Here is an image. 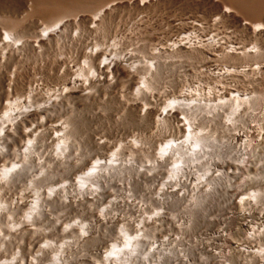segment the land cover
Wrapping results in <instances>:
<instances>
[{
	"label": "rangeland",
	"instance_id": "obj_1",
	"mask_svg": "<svg viewBox=\"0 0 264 264\" xmlns=\"http://www.w3.org/2000/svg\"><path fill=\"white\" fill-rule=\"evenodd\" d=\"M104 5L110 9L92 24L91 18ZM46 6L52 8L45 9ZM224 6L230 7L235 14H224ZM214 18L219 20L214 23ZM247 19L264 22V0H149L145 4L141 0H0V35L12 31L25 42L19 49L8 50L4 57L0 48V114L7 102L23 97L31 85L37 84L39 89L37 104L46 101L47 94L53 97L66 79L73 77L86 62L95 66L113 53L119 57L128 56V67L136 66L133 84L126 74L109 71L101 76L106 79L109 75L114 77L111 86L104 82L89 85L83 96L65 98L55 112L50 111L53 115H50L51 122L37 128L42 131L38 130L39 144L29 166L23 160L20 147L26 138H16L12 142L9 137L4 140L7 154L0 156V168L14 163H26L31 168L16 184L6 185L4 190L3 200L7 201L5 204L10 210H6L0 220V262L57 264L53 257L58 252L56 249L64 244L67 264H104V251L122 241V222L153 216L159 208L156 195L168 173L164 170L163 173L138 176L136 168L147 166L165 141L178 140L187 134L177 127L179 111L175 113L176 117L165 119H160L158 113L172 98H181L182 92L189 90L184 97L194 99V103L200 105L195 109L197 120L193 131L210 139L211 156L216 158H212V168L215 167L214 174L218 173L222 182L219 178L218 185L209 194H206L204 184L195 191L197 194L192 195L191 182L195 183L196 178L205 172L206 165L204 159L191 164L192 176L184 187L189 189L187 196L181 199L180 196L178 199L170 197V203L164 208V217L144 227L146 235L141 249L148 251L155 241L166 240L165 247L171 249L159 264H263L264 257L241 254L239 249L244 246L254 251L264 249V232L256 238L249 235L251 227L257 226L261 230L264 226V68L260 73L247 70L245 74L226 75L223 72L226 68L253 67L254 63L226 57L228 42L214 46L205 40L209 36L219 38V41L227 38L228 45L248 48L254 40L241 27V22ZM59 21L66 23L62 33L49 40L36 41L43 28L52 27ZM186 35L195 36L197 41L182 48L178 41ZM198 38L202 41L199 42ZM174 44L176 47L173 48ZM258 44L262 51L259 62L264 65V36ZM94 49L102 52L91 61L89 53ZM152 60L159 64L155 77L151 76L154 97L150 94L138 97L134 92L137 82L142 76L150 77L148 63L154 62ZM60 61L72 65V71L62 72ZM217 70V74L213 73ZM156 88L163 92L162 96H157ZM217 88L222 91L218 96L212 91ZM51 89L56 90L50 93ZM236 96L249 99L241 104L235 121L230 122L226 117L230 116V106L235 103ZM216 104L221 108H211ZM145 106L154 112L147 114ZM40 118L41 115L32 117L30 124L40 122ZM52 123L66 126L72 135L69 160L73 164L67 169L50 159L55 141L50 142L45 132ZM237 130L244 131L243 141L242 138L233 139ZM240 149L244 150L243 154ZM113 152L123 163L130 161L136 167L115 174L113 178L108 177L104 192L97 198H73L68 204L59 200L46 203V213L33 220L28 226L32 228L30 232L14 230L25 219L28 209V205L16 204L20 198L35 191L46 196L50 187L74 181L94 160L107 159ZM242 158L247 159L248 166H241ZM203 191L206 195L202 194ZM251 192L260 195L258 202L251 207L249 216H242L239 198ZM127 195H131L134 202L141 200L144 206L138 208V203L136 206L128 204ZM26 199L30 200L32 196ZM104 207L108 208L106 217L109 219L102 222L98 216ZM116 213L125 219H111ZM83 224L91 226L86 236H82ZM31 230L36 231L32 233ZM33 241L34 245L31 244ZM39 246L47 247L45 252H40ZM156 255L151 256L152 261L143 262L139 258L135 264H155ZM15 256L18 259L12 261ZM21 256L26 260L20 261ZM31 258L34 262L30 261Z\"/></svg>",
	"mask_w": 264,
	"mask_h": 264
},
{
	"label": "bare ground",
	"instance_id": "obj_2",
	"mask_svg": "<svg viewBox=\"0 0 264 264\" xmlns=\"http://www.w3.org/2000/svg\"><path fill=\"white\" fill-rule=\"evenodd\" d=\"M147 1H149V0H141V3L145 4V3H147ZM225 1H227V0H225ZM51 8H52L51 6L45 7V9H51ZM225 8L226 9L223 10L224 14H227V15H234L235 14L232 12L233 10H231L230 7H225ZM109 9L110 8L105 7V5L103 8L99 9L98 12L91 18L92 24L97 22L103 15H105V12H107V10H109ZM217 20H219V19L214 18V20H213L214 23ZM65 26H66L65 22L59 21L55 25H53L52 27L43 28L41 30L40 34L38 35V38L36 41L41 42L43 40L51 39L52 37L62 33ZM241 27L254 40V44L248 48H245L242 45L241 46H239V45H228V43H230V41L227 38L224 39L225 41L224 40L219 41V38L215 39L214 36H209L205 39L206 42L211 43L214 46H221V44L224 45V43L228 42L226 47H228L229 49L227 50L226 57H228V58L231 57V59L233 58L234 60H238L239 62H243V61H249L250 62V61H252L254 63V64H252V65H254L253 67H251L249 65L251 68L248 65L245 67H242L241 69H236V68L228 69V68H226L223 70L224 73H227L226 75H228V73H236V75L237 74H239V75L245 74L247 72V70H252L256 73H260L263 71V68H264V65H261L259 62V60L262 56V51H261L260 46L258 44V43L262 42V38L264 36V22L263 21H257V20L253 21V20L247 19V20H244L241 22ZM181 39H183V40L178 41V43H179L178 46L180 45L182 48H188V46H186V44L191 45L192 43H194L193 41H195V40L197 41V39H195V36H192V35H186ZM198 41L201 42L202 40H199V38H198ZM24 44H25V42L20 37H17L14 34V32L12 33V31H10V32L5 31V33L0 35V48L3 49V53H2L3 57L6 56L7 52H9L8 50L19 49V48L23 47ZM174 46H175V44L172 45L173 48H174ZM226 47H223V48H226ZM214 48H216V47H214ZM107 51H109L108 54H110V50H107ZM101 52H102L101 50L94 49L92 52L89 53V57L91 58L90 60L92 61L93 59L98 57ZM106 52L104 54H106ZM124 56L119 57V56H116L112 53L108 57L105 56V59L100 61L99 63H97L95 66L91 65L92 64L91 61H90L91 62L90 64H88L86 62L85 64L82 65V67L77 69V72L75 71V74L73 77L66 79L64 86L58 92H54L53 97H50V95L47 94V96H49L47 99V96L45 95L47 100L44 101L43 103L37 104L38 102L36 101L37 95H38V90H39L37 84H35L34 86H32L30 84L31 86H29L28 92L23 97H21L20 99L18 98V99H14L13 101L7 102L5 104V110L0 114V156L7 154V150L5 148L6 146L4 144V140H6L8 137H9L11 142L13 140H15L16 138H20V139L26 138V141L24 143H21V145H20V147H22L21 153L24 156L23 160H26L27 161V162L25 161L26 163H28L30 160H33L32 158L34 157L35 150L37 148V144H39V142L37 143V140L40 137L38 130H41V129H37V128L40 125H44L47 122H51V120H50V115H52L51 112H53L54 109L58 108L59 104H61V102L65 98H74V97L83 96L82 94H83V91L85 90V88L89 85H92V84H96V83L102 84L103 82L106 83L107 85H110V86L113 84V80H114L113 78L114 77L112 78L109 75V78L106 79V78L102 77L101 75H105L109 71L114 73V74H126L130 78L131 84H133L134 83V72L136 71V69H135L136 66L134 64H132L130 67H128V65L126 64V62H127L126 57H128V56H126V57H124ZM152 61H154V60H152ZM60 63L63 66V69H61V70H63L62 72L70 73L72 71V65L65 64L63 61H60ZM148 64H149V66H148L149 71L148 72H150L151 75H149L148 72L146 74L150 76L149 78L151 80V76L155 75L156 70H158L157 67L159 64H158V61H157V63L154 61V62H150ZM86 71H88L89 73ZM213 73L217 74L218 70H217V72H213ZM221 74H223V73H221ZM144 76H146V75H144ZM250 76H252V75H250ZM117 78H118V76H117ZM149 78L143 77V76L140 77L139 82H137L136 88L134 90L136 96L139 97V96H146V94H148V95L150 94L151 96L154 97V95L152 93V91L155 90V89L152 90V88L154 87V86H152L153 80L149 81ZM0 84H2V81H0ZM98 86H96V87H98ZM156 89L157 90L155 91V93L157 94V96H160L163 92L161 90H159L158 88H156ZM55 90L53 89V91H55ZM53 91L51 89L50 93ZM148 91H150V93H147ZM212 91L216 95L222 94V91H220V89H218V88L215 90L213 89ZM187 92H189V90L183 91L181 98L180 97L179 98H177V97L172 98L160 110L158 109L159 110L158 116H160V119H162V118L165 119V117L166 118L167 117H176L175 113L177 111H179L180 115L177 117L178 118L177 127L180 130H185L187 132V134L183 138L178 139V140L177 139H170V140L165 141L163 144H161L158 147V149L155 152L152 160L149 161V163L147 162L148 163V165L146 164L147 166H141L142 167L141 169H139L140 167L136 168V175H138V176H141L142 174L143 175H149V174L153 175V174L160 173V172L163 173L164 170H166V172L168 173L166 179H164L160 183V188L158 190L159 192H157L158 194L156 193L157 194L156 195L157 196L156 202L159 203V208L157 211H155V214L153 216L152 215L148 216V217L143 216L139 219L136 217L137 219H127V221L122 222L121 227H120V233H121L120 236L122 238V241L120 243L112 244L107 250L104 251L103 256H102L104 259V261H103L104 264H135L139 258H141V260L143 262H148L151 260V256L155 253L157 254L156 258L154 259L155 264H159L160 262H162V258L164 257V255L167 254L168 250H170L171 248L170 249L167 248L168 244L166 245L167 247H165L166 240L163 242H160V243H155L156 241L154 240L155 242L150 247V249L148 251L143 252L145 249L144 250H142L143 248L141 249V244L143 243L142 240L144 241V239H143L144 234H145L144 230H145V228H147L145 226L148 225L149 223H152L153 221H155L157 219L164 217V214L166 211V210L164 211V208H165V205L167 203H170L169 202L170 197L173 196V198L178 199L180 196V199H181V198H185L187 196L186 193L188 192L189 189L186 190L184 187H186L190 182L189 176L192 174V171L190 170V168L192 167L191 164L196 163L199 160L201 161V159H204L205 165H206L205 172H203V174L201 176H199L198 178L195 177L197 180V181L194 180V181H196L195 183L191 182V183H193L191 190L194 191V193L192 195L197 194V193H195V191L197 192L199 186L200 187H201V185L204 186V184H206L205 186H207V187H205L206 190L205 189L204 190H205L206 194H209L213 190L217 181H219L218 179L221 177V176H219L218 173L214 174L215 167H214V170L212 168V164H213L212 158H214V157L211 156V149L212 148L210 149V147L212 145L210 146V142H211L210 139L206 136L198 135L197 132H195L196 133L195 134L194 133L195 130L193 131V128L195 126V121L197 120L196 119V113L197 112L195 109L200 105L197 103H194V99H191V98H190V100L186 99L184 96L186 95ZM47 93H49V92H47ZM85 95H87V94H85ZM239 97H241V96H239ZM239 97L238 96L234 97L237 100L235 99V103L233 101L234 104H232V106H230V116L226 117L227 121L234 122L235 121V115L240 112L241 104L244 102L246 103V101L249 99L248 97L244 98V97H246V95L243 98H239ZM250 101H251V99H250ZM250 101H248V104L250 103ZM218 107L221 108V106L219 104H216V105H213L211 108L216 110ZM144 108H145V111L147 114H151L152 112H154L151 108L149 109V107L145 106ZM152 108H154V107H152ZM214 110H212V111L214 112ZM36 115H41V118H40L41 121L37 122V123L35 122V123L30 124L32 117H34ZM236 117H238V115ZM238 119H237V121H238ZM58 124L52 123L51 125H49L47 128L48 130L45 132L46 136L44 134L43 135L45 137H47V139L50 142L55 141L54 152H53V155L50 157V159L52 158V160L55 164H58L59 166H62L65 169H67L69 165L73 164V162L69 160V157H70V153H69L70 149L69 148H71L70 147V144H71L70 143V138H71L70 136H72V135L66 126H62V124H61L62 127H60ZM240 130L234 131L235 133H234L233 139L241 140L244 131L243 130L240 131ZM42 133H44V131ZM243 138H244V136H243ZM243 138H242V141H243ZM40 140H42V139H40ZM244 143H246V142H244ZM212 144L214 145V143H212ZM241 146H243V145H241ZM246 150H248V147L246 148ZM243 151L244 150H241V153ZM19 152H18V154H19ZM238 154H240V153H238ZM246 154H248V153H246ZM212 155H214V154H212ZM36 156H38V155H36ZM41 156H43V158H44V155L40 154V157ZM248 156H249V154H248ZM214 159H216V158H214ZM41 160L42 159H40L39 161L41 162ZM224 161L226 162V160H224ZM248 162L250 163V161H248ZM22 163H23V161H22ZM26 163H23L20 165H17L16 163H14V164L10 165L9 167L4 165L0 168V220L3 217V215L5 214L6 210L8 209V205L5 204L7 201L4 202V200H3V197L5 196L4 190H6L5 189L6 185L9 186V184L14 185L15 182L17 183V180L20 178V176H22L28 169L31 168V167H28L30 165V163H28V166L26 165ZM43 164L44 163H42V165ZM247 164H248L247 159L242 158L241 166L242 165H243V167L248 166ZM42 165H39V166H42ZM168 165H170V166L168 167ZM199 165L197 164V166H199ZM134 167H136V166H133V164L130 161H128L127 163H123L122 160L117 157V154L115 152H113L112 154H110V156L107 159H96V160H94L93 163L85 171L81 172L74 179V181H66L59 186L50 187L48 189V193L46 194V196H43V193H41V191H35L34 193H32V195L27 194L26 197H22V198H20L19 202H16V204H18L20 206L28 205V209H27V212L24 216L25 219L23 221H21V224H19L17 226L15 225L16 227L14 226L15 227L14 230L16 232H18L21 230H24V231L28 230L29 231L30 229H32V228H29L28 226L30 224H32L34 219H37V217H39L41 214H43L45 212V210L47 208L46 205L49 202L59 200V201L63 202L64 204H68L71 201V199H73V198H75L76 200H88V199L97 198L99 195H102V192H104L103 190L105 188V183H106L108 177L113 178V176L115 174H118V173L121 174L125 170H132V169H134ZM44 168H45V166H44ZM47 168L49 169V167H47ZM245 168H247V167H245ZM40 170H41V168H40ZM44 170H46V169H44ZM30 172L31 171H29L28 173H30ZM48 173L50 174V172H48ZM48 173H47V175H48ZM39 174H41V173H39ZM226 174H227V172H226ZM40 176H42V175H40ZM158 176H159V174H158ZM43 177H45V175ZM151 177H153V176H151ZM38 180L40 181V179H38ZM220 180H221V178H220ZM221 182H222V180L220 181V183ZM200 189H202V188H200ZM178 190H180V192ZM205 192L202 194H205ZM198 194H200V193H198ZM28 196H32V199L27 200L26 198ZM258 196H260V195H258L257 192H251V193L247 194L246 196H241L239 198L238 203L242 207V209H241V215L242 216H249L251 214V210H252L251 207L253 205H255L256 202H258L257 201V199H259ZM207 197H208V195H207ZM127 198L128 199L126 201L128 204L136 206V204L138 203V202H134V198L131 195H127ZM192 199H194V197H192ZM110 201H108V203ZM199 201H202L201 198ZM143 202H145V204H146V201H143ZM176 202H177V200H176ZM194 202H196V201H194ZM110 204H112V202H110ZM116 204H118V202ZM137 206H138V208H140L141 206H144V203H141V200H139V203ZM9 210H7V211H9ZM107 211H108L107 207H104L103 209H101V214L98 216V219L101 220L102 222L107 221L109 219L106 217ZM119 216H120V214L116 213L113 216H111L110 218L113 220H117V221H123L125 219V218L123 219L121 216L120 217ZM165 216H167V215H165ZM161 220H163V219H161ZM66 228H68V227H66ZM90 228H91V226L89 224H83L81 226L82 236L88 235V233L90 232ZM33 230H31L32 233H34L36 231V230L35 231H33ZM0 232H1V230H0ZM262 232H264V226L262 227L261 230H258L257 226H253V227H251V231L249 233L250 238H256V236ZM38 233H40V232H37L36 234H38ZM41 233H40V235H41ZM263 234L264 233H262V235ZM31 244L34 245L35 241L31 242ZM142 246L144 247V245H142ZM64 247L65 246L63 244L58 249H56V250H58V252H56V254L54 255L53 261L57 262V264H67L65 256L63 254L64 251H66V249L64 250ZM31 248H33V246ZM46 248L47 247L39 246L38 250L40 252H43V251L45 252ZM239 250H240L241 254H247V255H250L254 258H256L255 257L256 255L264 257V249H261L260 251H254L252 249L250 250L247 246H244V247H241ZM36 255H38V254H36ZM35 256H34V258H35ZM39 257L41 258V256H39ZM16 258L17 257L15 256L12 259V261H15ZM22 258L23 257L21 256L20 261L23 260ZM25 260H23V261H25ZM36 260H38V259H36ZM30 261H33L32 258ZM16 263H17V261H16ZM19 263L21 264V262H19ZM0 264H6V263H5V261L2 260L0 262Z\"/></svg>",
	"mask_w": 264,
	"mask_h": 264
}]
</instances>
